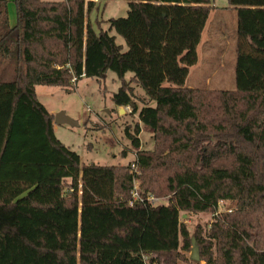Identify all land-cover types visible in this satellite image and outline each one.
Instances as JSON below:
<instances>
[{
    "label": "trees",
    "instance_id": "16d2710c",
    "mask_svg": "<svg viewBox=\"0 0 264 264\" xmlns=\"http://www.w3.org/2000/svg\"><path fill=\"white\" fill-rule=\"evenodd\" d=\"M8 1L0 0V264H258L264 0H227L238 14L231 90L185 85L211 0H125L126 15L98 30L87 19L95 0H13L14 24ZM108 70L120 82L112 101L153 132L152 149H140L139 123L125 129L135 173L131 162L81 163L35 93ZM130 82L155 105L142 100L138 110ZM134 179L141 197L166 203L130 205ZM220 201L233 206L219 213ZM182 211L214 217L191 236ZM192 245L197 261L185 255Z\"/></svg>",
    "mask_w": 264,
    "mask_h": 264
},
{
    "label": "rangeland",
    "instance_id": "374dc122",
    "mask_svg": "<svg viewBox=\"0 0 264 264\" xmlns=\"http://www.w3.org/2000/svg\"><path fill=\"white\" fill-rule=\"evenodd\" d=\"M59 1V0H49ZM211 11L197 46V63L189 67L185 81L186 86L195 88L234 89L236 49L239 45L237 35V10L228 5L227 0H211ZM125 0H98L87 15L88 21L98 30L108 29L110 18L126 15ZM8 20L15 22L14 3H7ZM115 42L126 49L123 38L114 30L109 31ZM131 73H127L128 78ZM120 85L115 73L108 70L104 77H81L72 87L63 88L56 85H36L37 99L46 109L55 114L64 112L76 122L75 125L54 123V134L64 145L75 151L81 163L99 165H126L135 160L136 147L127 137L125 129L130 131L139 123L140 149H152V129L139 121L138 113L126 112L112 101V95ZM138 110L143 106L142 100L154 106L144 90L137 86L134 91ZM68 182V180H66ZM136 182V181H135ZM138 185V181L136 183ZM166 201L160 200V203ZM230 201L219 202V210L232 207ZM214 217L213 213L180 212L179 219L189 229L191 236L196 226L206 228ZM191 251L185 252L190 257ZM258 264H264V254L258 255Z\"/></svg>",
    "mask_w": 264,
    "mask_h": 264
},
{
    "label": "built area",
    "instance_id": "2783aa9c",
    "mask_svg": "<svg viewBox=\"0 0 264 264\" xmlns=\"http://www.w3.org/2000/svg\"><path fill=\"white\" fill-rule=\"evenodd\" d=\"M131 172L135 173L136 172V165L131 162ZM136 179L133 180V189L131 191V198L129 200V204L132 205V204H138V203H150V204H157V203H160V200L156 197H154L153 195H147L145 198L141 197L137 191V181ZM222 201H220L221 203ZM219 205V203H218ZM229 210V209H228ZM144 264H149L147 262H145Z\"/></svg>",
    "mask_w": 264,
    "mask_h": 264
},
{
    "label": "water",
    "instance_id": "95a60500",
    "mask_svg": "<svg viewBox=\"0 0 264 264\" xmlns=\"http://www.w3.org/2000/svg\"><path fill=\"white\" fill-rule=\"evenodd\" d=\"M53 122L56 124H69L71 126L75 125L76 122L68 117L64 112L60 111L54 114ZM190 258L194 261L199 259L198 249L195 245H192Z\"/></svg>",
    "mask_w": 264,
    "mask_h": 264
},
{
    "label": "crops",
    "instance_id": "0c3cea01",
    "mask_svg": "<svg viewBox=\"0 0 264 264\" xmlns=\"http://www.w3.org/2000/svg\"><path fill=\"white\" fill-rule=\"evenodd\" d=\"M95 2H98V0H95ZM92 26H94L93 24H91ZM206 25V24H205ZM204 28H205V26H204ZM204 30V29H203ZM203 32V31H202ZM201 37H202V34H201ZM201 40V39H200ZM200 43V42H199ZM198 59V58H197ZM126 76H127V74L125 75V79L126 80H129L130 79V77H131V75L128 77V78H126ZM129 86L132 88V91H133V94H134V91L135 90H137V84L135 83V82H130L129 83ZM190 87V86H189ZM120 109H121V112H126V108L127 107H123V106H118ZM127 111H128V108H127ZM129 112V111H128Z\"/></svg>",
    "mask_w": 264,
    "mask_h": 264
}]
</instances>
